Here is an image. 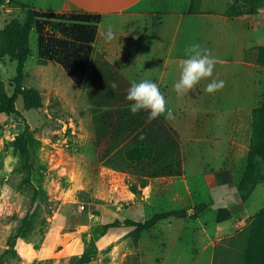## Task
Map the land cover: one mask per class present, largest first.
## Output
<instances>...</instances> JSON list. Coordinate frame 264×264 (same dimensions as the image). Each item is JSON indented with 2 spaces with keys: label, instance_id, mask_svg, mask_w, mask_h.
<instances>
[{
  "label": "rangeland",
  "instance_id": "rangeland-1",
  "mask_svg": "<svg viewBox=\"0 0 264 264\" xmlns=\"http://www.w3.org/2000/svg\"><path fill=\"white\" fill-rule=\"evenodd\" d=\"M200 2L192 0L190 12L200 10ZM232 5L234 13L257 19L254 25L264 30V6L254 13L251 6L240 1L234 0ZM26 15L21 6H16L11 14L0 9V30L14 18L24 22ZM198 28L204 33L197 44L219 59L225 57L219 49H210L205 37L207 32L219 31V27L202 24ZM195 30L191 28L192 32ZM252 35V30L243 22H234V60L242 58L241 47L252 44L249 41ZM188 36L182 49L184 54L185 48L196 39ZM31 39L34 53L25 67L24 87H35L41 92L42 106L26 110L21 94L15 101L14 113H0V264H185L176 262V256L167 262L159 261L168 234L169 240L176 236V226H166L161 221L154 230L143 231L138 238L133 227L110 226L128 218L150 219L167 209L166 201L143 206L141 195L130 190L131 183L138 182L136 177L101 164L95 149L87 85H78L56 62L38 64L35 32ZM260 47L248 50L246 60L255 63L253 67L234 62V76L221 78L213 72L211 78L198 84L203 93L199 94L194 87L179 98L177 106L194 108L191 113L198 110L201 105L185 101L193 96L212 95L204 89L211 79H216L225 81V87L215 95L227 97L234 91V98L241 102L239 106L257 107L264 100V55ZM157 59L158 66L154 61L148 64L157 66L158 75L160 59ZM16 67L11 57L0 60L1 107H7L5 103L14 96ZM221 67L222 64H217L214 70ZM136 73L128 71L126 76L139 82L148 74L140 71V77H136ZM234 106L217 105L228 110L227 114ZM20 138L26 140L29 154H23L18 147ZM212 166L217 168L219 162ZM251 205L252 210L264 206L262 190L255 192ZM240 241L241 238L231 242L230 237L218 243L214 264H247L246 250ZM260 245L261 264H264V233ZM180 246L177 244L172 252L182 250ZM82 257L89 261L83 262Z\"/></svg>",
  "mask_w": 264,
  "mask_h": 264
},
{
  "label": "crops",
  "instance_id": "crops-1",
  "mask_svg": "<svg viewBox=\"0 0 264 264\" xmlns=\"http://www.w3.org/2000/svg\"><path fill=\"white\" fill-rule=\"evenodd\" d=\"M191 3L192 0H0V9L11 14L16 6L26 4L46 13L102 16L95 50L120 71L126 70L121 71L125 76L128 71L138 72L136 77H140V71L148 73L145 79L159 85L167 101V111L172 113L171 117H163L180 137L181 175L151 178L141 194V204L146 207L166 201V210L188 209L189 215L184 218L164 220V225H174L177 229L176 236H171L170 240L168 234L159 261L167 262L176 256L179 263L214 264L216 245L243 230L264 209L263 206L252 210L251 205L257 190L264 193V182L255 188L246 203L238 190L250 152L255 106H239L241 102L234 98L233 91V95L227 97L212 94L189 98L185 103L201 105L197 112L191 113L194 108L177 106L180 97L173 91V84L178 79L179 61L186 58L182 51L186 46L185 36L189 35L190 39L196 36L193 44L199 43L204 33L200 32L199 25H216L220 29L207 32L205 37L210 49L225 53V57L220 58L223 67L214 70L221 78L234 76V62L255 65L246 60L248 50L264 45V30L254 25L255 18L229 16L228 8L234 0H210L209 3L201 0L197 12H190ZM234 22H243L253 32L249 40L252 44L241 47L242 58L237 60H234ZM192 27L196 29L193 32ZM109 31L113 34L111 40L107 38ZM157 57L160 59L158 75ZM153 61L157 66L148 64ZM200 89L196 86L199 94L203 93ZM221 104L236 106L227 114L228 110L217 107ZM214 162H219L217 168L212 166ZM221 210H228L232 217L218 222ZM135 220L145 221L143 218ZM177 244H181L182 250L172 252Z\"/></svg>",
  "mask_w": 264,
  "mask_h": 264
},
{
  "label": "trees",
  "instance_id": "trees-1",
  "mask_svg": "<svg viewBox=\"0 0 264 264\" xmlns=\"http://www.w3.org/2000/svg\"><path fill=\"white\" fill-rule=\"evenodd\" d=\"M236 1L251 6L254 13H258L264 6V0ZM21 6L27 9L25 21L14 18L0 30V60L8 56L17 63L14 96L5 103L7 107L0 106V113H14L15 101L21 94L26 110L42 106L41 92L35 87H24L27 75L25 67L34 53L31 37L35 32L38 64L56 62L78 85H87L95 149L104 167L136 177L138 182L131 183L130 190L138 196L148 186L151 178L181 175L182 151L179 134L163 116L148 122L147 112L132 114L129 102L125 99L131 81L103 54L95 50L94 44L102 16L74 12L46 13L26 4ZM228 15L240 16L234 13V5L229 8ZM260 51L263 56L264 47H260ZM113 83L117 85L115 89L112 88ZM252 126L253 137L247 166L238 183V190L245 203L255 188L264 182V100L253 110ZM141 135L145 139L141 140ZM19 140L18 147L21 152L29 154L26 140ZM95 212L98 214L99 210ZM187 212V209L165 210L145 221L128 218L124 222L117 220L110 226L124 224L133 227L134 235L138 238L143 231L154 228L160 221L184 218ZM231 217L228 210H221L218 222ZM263 233L264 210H261L243 230L231 237V242L234 240V243L241 238L240 242L246 250L247 264H261L260 240ZM218 247H215V257ZM87 261L89 259L83 260Z\"/></svg>",
  "mask_w": 264,
  "mask_h": 264
},
{
  "label": "clouds",
  "instance_id": "clouds-1",
  "mask_svg": "<svg viewBox=\"0 0 264 264\" xmlns=\"http://www.w3.org/2000/svg\"><path fill=\"white\" fill-rule=\"evenodd\" d=\"M107 38L109 40L113 38L111 31L108 32ZM185 57L179 61V78L173 84V91L178 97L190 92L202 80L211 78L216 65L223 63L222 60L211 55L207 49H203L197 43L185 48ZM116 87L117 85L113 83L112 88ZM224 87L225 81L211 79L204 91L206 94H214ZM125 99L129 102V110L132 114L135 115L141 111L147 112L148 122L161 116H166V118L172 116V113L167 111L165 96L160 91L159 85L153 81L147 79L139 82L131 81ZM140 139L143 140L145 137L141 135Z\"/></svg>",
  "mask_w": 264,
  "mask_h": 264
}]
</instances>
